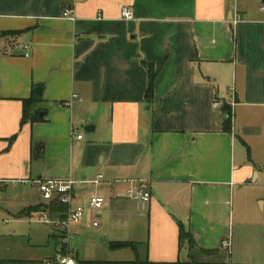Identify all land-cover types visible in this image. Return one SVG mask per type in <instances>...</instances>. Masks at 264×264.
I'll return each mask as SVG.
<instances>
[{
    "label": "crops",
    "instance_id": "obj_1",
    "mask_svg": "<svg viewBox=\"0 0 264 264\" xmlns=\"http://www.w3.org/2000/svg\"><path fill=\"white\" fill-rule=\"evenodd\" d=\"M32 93L42 120L22 121ZM65 178L84 207L70 234L85 215L106 222L105 243L135 242L150 262L216 264L226 251L217 264H264V192L253 191L264 187V7L248 17L230 0H0V193L35 192L18 195V214L46 204L33 180ZM91 193L104 198L93 212ZM17 247L0 244V264H45L61 243Z\"/></svg>",
    "mask_w": 264,
    "mask_h": 264
},
{
    "label": "rangeland",
    "instance_id": "obj_2",
    "mask_svg": "<svg viewBox=\"0 0 264 264\" xmlns=\"http://www.w3.org/2000/svg\"><path fill=\"white\" fill-rule=\"evenodd\" d=\"M239 9L246 11L248 17H255V13L259 7H264V0H230ZM26 190V191H25ZM255 194L263 193L264 187H257L254 190ZM19 194H26L27 196H36L34 191L21 187L20 185H8L5 193H0V244L7 246H17V248H28L31 246V252L46 253L47 250H51L56 243L64 241L65 237H61L62 234L58 232V229H54L53 225L43 223L39 220L37 214L30 216L18 217L17 209L21 205L18 199ZM16 197V198H15ZM257 204V203H256ZM95 217V213H93ZM91 220L84 215V218L80 221L79 234H69L68 246L73 252H77L80 259H94V260H112L118 261H133L138 259V256L142 258V251H135L128 247L112 249L109 244L105 243L103 239L105 236L101 233L108 226L102 219L98 227H92L89 225ZM236 227V225H235ZM234 227V229H235ZM13 232H12V231ZM50 235V236H49ZM54 235V236H53ZM144 245H140V248H144ZM17 248H14L15 253H18ZM139 248V249H140ZM187 249L184 248L183 252L187 253ZM191 251V254H195L198 259L204 256H199ZM60 254H66L68 251H59ZM226 251H220L216 257H212V261L216 264L224 259ZM194 255V256H195ZM186 256V255H185ZM183 262H189L187 258H182Z\"/></svg>",
    "mask_w": 264,
    "mask_h": 264
},
{
    "label": "built area",
    "instance_id": "obj_3",
    "mask_svg": "<svg viewBox=\"0 0 264 264\" xmlns=\"http://www.w3.org/2000/svg\"><path fill=\"white\" fill-rule=\"evenodd\" d=\"M121 17L124 20L133 19V9L130 6H123L121 8ZM63 18H67L69 20H74V16L71 14V10L66 9L62 14ZM27 55V54H26ZM73 97L75 95H72ZM218 103L215 102L214 106H217ZM71 135L76 137L77 139H81L82 135L78 134L76 129L71 131ZM94 183H98V180H94ZM34 184L42 199L47 203H49L53 199H57L61 203L67 205V212L63 218L59 217H51L48 210L38 211L36 214L38 215L40 222L47 223L53 225L55 228L60 229L62 235L65 237L64 242L67 243L70 227L72 224L78 222L84 214V207L77 206L72 207L71 201L73 197L74 184L75 181L71 178L65 179H45V180H33L31 182ZM127 194L138 201H148L150 199V192L143 187V185L135 186L129 185L126 189ZM104 205L103 196L97 193H91L88 195L85 201V207L93 212L97 209L102 208ZM98 222L96 220H92L91 225L93 227L97 226ZM221 246L230 252V239H224L221 241ZM45 264H81L80 261L75 257V255L68 251L66 254H57L55 258L51 261L46 262Z\"/></svg>",
    "mask_w": 264,
    "mask_h": 264
},
{
    "label": "trees",
    "instance_id": "obj_4",
    "mask_svg": "<svg viewBox=\"0 0 264 264\" xmlns=\"http://www.w3.org/2000/svg\"><path fill=\"white\" fill-rule=\"evenodd\" d=\"M155 73L152 71V68L148 66V85L145 92L146 98L150 99L152 97V90H153V80H154ZM40 100L39 96L32 93V95L28 99L23 100V115H22V121H25L27 119L31 121H39L42 120L41 117H39V112H34L33 114L30 112L31 108L36 105V103ZM226 117L223 124V129L225 131H230L231 129V112L228 108V106L223 107ZM12 141V138L9 140V142ZM48 210L51 217H59L63 218L66 215L67 212V205L64 203H61L56 198L51 200L47 204H39L36 206H30L22 211H20L17 216L18 217H25L30 216L33 212H38L42 210ZM61 237H64L63 235ZM179 240L180 242L187 241L189 244H193L192 235L185 231L180 225L179 228ZM109 247L112 249H118L123 247L131 248L135 251H137V244L135 242L130 241H111L109 242ZM66 244L64 241L61 242V248L60 250L65 251ZM81 264H189V262H182V261H174V262H150L148 260H133V261H120V262H112V261H106V260H84L80 261ZM191 264H196L195 262L191 261Z\"/></svg>",
    "mask_w": 264,
    "mask_h": 264
},
{
    "label": "water",
    "instance_id": "obj_5",
    "mask_svg": "<svg viewBox=\"0 0 264 264\" xmlns=\"http://www.w3.org/2000/svg\"><path fill=\"white\" fill-rule=\"evenodd\" d=\"M41 88H42V85H39V86H37V87L35 88V93H36L37 95H40V94H41ZM39 116H40V117L42 116V112L39 114ZM87 127H88V126H86V129H88Z\"/></svg>",
    "mask_w": 264,
    "mask_h": 264
}]
</instances>
